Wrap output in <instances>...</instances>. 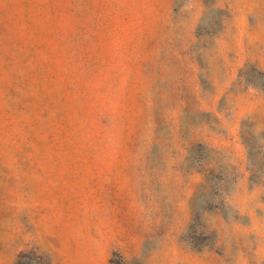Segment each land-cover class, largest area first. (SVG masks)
Returning a JSON list of instances; mask_svg holds the SVG:
<instances>
[{
    "label": "rangeland",
    "instance_id": "rangeland-1",
    "mask_svg": "<svg viewBox=\"0 0 264 264\" xmlns=\"http://www.w3.org/2000/svg\"><path fill=\"white\" fill-rule=\"evenodd\" d=\"M264 264V0H0V264Z\"/></svg>",
    "mask_w": 264,
    "mask_h": 264
},
{
    "label": "crops",
    "instance_id": "crops-1",
    "mask_svg": "<svg viewBox=\"0 0 264 264\" xmlns=\"http://www.w3.org/2000/svg\"><path fill=\"white\" fill-rule=\"evenodd\" d=\"M95 264H102V263H101L100 260H99L97 263L95 262Z\"/></svg>",
    "mask_w": 264,
    "mask_h": 264
}]
</instances>
